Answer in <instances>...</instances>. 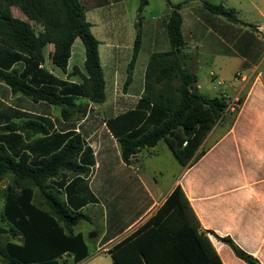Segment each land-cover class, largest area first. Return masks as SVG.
I'll list each match as a JSON object with an SVG mask.
<instances>
[{
    "label": "crops",
    "instance_id": "crops-1",
    "mask_svg": "<svg viewBox=\"0 0 264 264\" xmlns=\"http://www.w3.org/2000/svg\"><path fill=\"white\" fill-rule=\"evenodd\" d=\"M77 1L83 7L85 20L98 42L104 101L94 104L75 92V87L85 76L84 47L78 38L71 45L64 71L49 59L53 50L51 44L43 48V62L37 66L39 72L25 60L16 61L10 67H17L19 74L34 86L47 82L56 86L60 94L77 96V107L70 109L67 120L61 117L59 107L12 94L5 84L0 83V127L9 122L33 121L48 131L46 135H34L30 140L20 132L0 131V143L9 153L19 155L26 152L35 162L58 147L66 134H78L82 139L78 162L88 168L87 173L68 177L62 171L58 178L49 180L58 187L71 209L88 217L73 228V233L81 235L87 248V256L74 264H112L108 253L111 248H115L120 263L139 264L142 261L140 252H152L153 240L142 232L134 233L177 186L187 198L200 228L207 232L222 264L245 263L234 255L227 243L216 237L229 238L259 264H264V69L259 70L264 60V0L251 1L247 7L246 2L239 0H234V5L229 0L212 3L232 8L243 24H234L211 14L203 7L207 1L200 0L202 7L189 8L185 12L183 7L187 0H168L172 5L181 4V34L186 44L180 53L183 65L192 69L191 73L200 70L199 56L205 55L208 76L213 79L228 74L231 79L229 86L217 96L207 97L223 96L227 103L237 97L240 103L235 111H227L226 116L207 133L195 153H199L196 161L191 162V158L185 165L180 164V170L164 186L156 177V173L161 175L160 169L142 170L140 156L145 153L149 160L154 159L159 142L173 156L165 141L140 150L125 163L107 122L136 107L143 94L150 55L170 49L165 27L169 7L166 3V11L161 10L150 18L143 15L149 3L143 8L140 48L130 83L124 87L140 0ZM12 13L18 19H25L15 8ZM185 34L188 38L210 36L207 46H195L197 41L190 43L195 46L192 64L185 57L190 52ZM77 41L80 44H76ZM216 83L218 86L223 84L219 80ZM193 88L195 91L202 88L196 84V79ZM9 180V176L0 180V224L6 230L1 240L21 244V236L11 237L10 225L1 216ZM35 192L33 203L45 210ZM80 222L91 229H78ZM163 250L167 247L159 246L154 252L161 260L168 253ZM64 257L57 264H71V257L68 261H64Z\"/></svg>",
    "mask_w": 264,
    "mask_h": 264
},
{
    "label": "trees",
    "instance_id": "trees-1",
    "mask_svg": "<svg viewBox=\"0 0 264 264\" xmlns=\"http://www.w3.org/2000/svg\"><path fill=\"white\" fill-rule=\"evenodd\" d=\"M165 1L169 7L165 27L170 49L150 55L143 94L136 107L107 122L125 163L140 150L154 147L161 140L179 164L185 165L191 158L194 162L199 156L195 153L207 133L228 113L223 96L207 97L193 89L194 75L183 65L180 55L185 46L179 14L181 4ZM146 5L147 0L139 1L124 87L130 83L139 52L142 10ZM203 7L231 23L243 24L236 18L234 10L223 4L204 2ZM13 8L25 19L15 17ZM76 38L84 47L85 76L75 87V92L88 102L102 103L105 95L98 42L91 34L80 3L77 0H0V83L12 94L59 107L61 117L67 120L70 109L77 107V96L60 94L56 86L47 82L34 86L19 74L17 67H10L16 61L25 60L37 69L43 62V48L51 44L53 50L49 59L64 71ZM0 131L20 132L26 140L48 133L41 124L33 121L9 122L1 126ZM82 146L80 135L66 134L58 147L33 162L26 152L11 154L0 143V180L5 176L10 178L1 216L10 225L11 237L21 236V244L3 243L1 235L6 230L0 224V264H57L64 256V261L71 257L70 263L74 264L87 256L86 245L80 234L73 233V228L88 217L71 209L58 187L49 183L62 171L68 177L87 173L88 168L78 162ZM34 192L45 210L33 203ZM139 233L153 240L152 252L141 251L139 264H222L179 186L134 235ZM216 238L227 243L245 264H259L229 238ZM161 239L164 240L158 243ZM159 246L167 247L163 250L168 252L167 256L162 260L154 253ZM114 249L108 251L112 264H122Z\"/></svg>",
    "mask_w": 264,
    "mask_h": 264
},
{
    "label": "rangeland",
    "instance_id": "rangeland-1",
    "mask_svg": "<svg viewBox=\"0 0 264 264\" xmlns=\"http://www.w3.org/2000/svg\"><path fill=\"white\" fill-rule=\"evenodd\" d=\"M202 1H207L210 3H220L223 2V0H202ZM202 1L200 0H187L185 2L184 5V11H188L189 8H197L198 7H202ZM239 1H243V3L246 5L245 7H247L249 4V2L254 1V0H239ZM147 2L149 3L148 7L145 9L144 12V17L145 18H150L151 16H153L154 14L158 13L159 11H166L167 10V6H166V2L165 0H147ZM229 3H231V5H234V0H229ZM185 40L188 43V47L190 52L187 53L186 60L187 61H192L190 64L194 63V56H195V46H207L208 44H210V36H190V38H188L189 36L187 34L184 35ZM193 41H197L194 46V44H192L190 46V43H192ZM78 43L76 44H80L79 41H77ZM186 45V44H185ZM185 47V46H184ZM208 58L204 55V56H199V62H200V70L194 71L193 73L195 74V79H196V84L200 85V87H202L201 89L197 90V92L206 95V96H217L219 94V92L223 89H225L226 87L229 86L231 79H229L228 74L226 75H221L218 76V78H211L210 76H208V70L207 67L205 66L207 62ZM264 69V60L260 63L259 65V70H263ZM188 71H192V69H188ZM229 79V80H228ZM217 80L223 82V84L221 86L216 85ZM208 87V90H206ZM194 89V88H193ZM226 99V98H225ZM227 101V99H226ZM149 160L148 156L144 153L142 155V157L140 156V165L143 168H145L146 171H150L151 169H160L158 171H160L161 175H159L158 173H156V177L162 182V186L165 185L166 182H168L169 180H172L173 177L177 174V172L180 170V164L177 162V160L169 153V151L166 149V147L163 145L162 142H159V147L157 149L156 152V157L152 160H149V162H146L145 160ZM81 225H79L78 229H91L89 227V225H87L84 222H80Z\"/></svg>",
    "mask_w": 264,
    "mask_h": 264
},
{
    "label": "built area",
    "instance_id": "built-area-1",
    "mask_svg": "<svg viewBox=\"0 0 264 264\" xmlns=\"http://www.w3.org/2000/svg\"><path fill=\"white\" fill-rule=\"evenodd\" d=\"M220 84V82L218 83ZM239 106V99L237 97L229 100V102L227 103V110L232 112L235 111ZM186 144V142H184L182 145L184 146Z\"/></svg>",
    "mask_w": 264,
    "mask_h": 264
}]
</instances>
